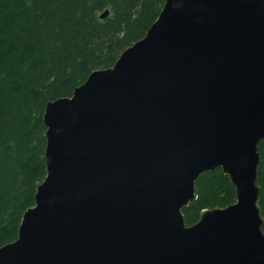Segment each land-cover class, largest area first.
<instances>
[{
	"label": "water",
	"instance_id": "water-1",
	"mask_svg": "<svg viewBox=\"0 0 264 264\" xmlns=\"http://www.w3.org/2000/svg\"><path fill=\"white\" fill-rule=\"evenodd\" d=\"M160 11L112 68L45 105L46 177L0 264H264V0ZM217 169L236 202L187 226Z\"/></svg>",
	"mask_w": 264,
	"mask_h": 264
},
{
	"label": "trees",
	"instance_id": "trees-1",
	"mask_svg": "<svg viewBox=\"0 0 264 264\" xmlns=\"http://www.w3.org/2000/svg\"><path fill=\"white\" fill-rule=\"evenodd\" d=\"M166 0H0V247L12 244L46 177L45 105L70 98L146 35ZM108 17L101 19L104 12ZM264 233V139L258 144ZM187 226L236 202L221 169L201 174Z\"/></svg>",
	"mask_w": 264,
	"mask_h": 264
}]
</instances>
